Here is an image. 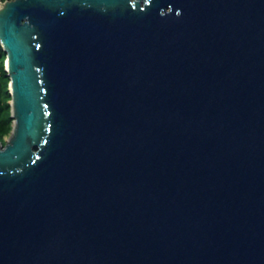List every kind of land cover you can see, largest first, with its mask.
Instances as JSON below:
<instances>
[{
  "label": "water",
  "instance_id": "water-1",
  "mask_svg": "<svg viewBox=\"0 0 264 264\" xmlns=\"http://www.w3.org/2000/svg\"><path fill=\"white\" fill-rule=\"evenodd\" d=\"M0 4V264H264V0Z\"/></svg>",
  "mask_w": 264,
  "mask_h": 264
},
{
  "label": "trees",
  "instance_id": "trees-1",
  "mask_svg": "<svg viewBox=\"0 0 264 264\" xmlns=\"http://www.w3.org/2000/svg\"><path fill=\"white\" fill-rule=\"evenodd\" d=\"M4 1V0H3ZM7 51L0 39V139L6 142L13 128L12 93L10 91L11 77L6 67Z\"/></svg>",
  "mask_w": 264,
  "mask_h": 264
},
{
  "label": "bare ground",
  "instance_id": "bare-ground-1",
  "mask_svg": "<svg viewBox=\"0 0 264 264\" xmlns=\"http://www.w3.org/2000/svg\"><path fill=\"white\" fill-rule=\"evenodd\" d=\"M0 6H1V4H0Z\"/></svg>",
  "mask_w": 264,
  "mask_h": 264
},
{
  "label": "rangeland",
  "instance_id": "rangeland-1",
  "mask_svg": "<svg viewBox=\"0 0 264 264\" xmlns=\"http://www.w3.org/2000/svg\"><path fill=\"white\" fill-rule=\"evenodd\" d=\"M8 137V136H7Z\"/></svg>",
  "mask_w": 264,
  "mask_h": 264
}]
</instances>
